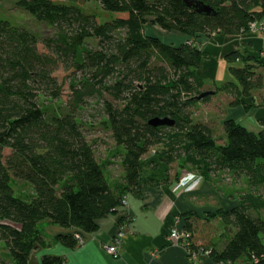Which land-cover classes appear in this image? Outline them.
<instances>
[{
	"label": "trees",
	"instance_id": "obj_1",
	"mask_svg": "<svg viewBox=\"0 0 264 264\" xmlns=\"http://www.w3.org/2000/svg\"><path fill=\"white\" fill-rule=\"evenodd\" d=\"M90 1L109 18L85 11ZM201 1L216 13L200 14L183 0H16V6L52 29L46 35L0 19V242L10 257L0 264H28L33 249L49 245L42 222L71 231L57 234L51 244L79 246L75 233L95 231L127 194L140 197L146 185L143 156L159 145L163 150L156 156L167 165L181 159L205 178L225 172L247 187L237 192L236 207L177 216L190 249L208 251L218 263L264 264V121L255 133L225 119L224 143L218 144L212 127L193 121L191 110L210 97L194 99L203 91L196 70L206 58L195 37L248 32L251 22H264V0ZM154 27L187 41L165 42ZM224 59L233 81L214 87L213 95L224 92L229 106L248 111L251 104L242 98L264 85L259 72L264 53L235 50ZM60 68L70 76L71 94L62 107L57 103L62 87L54 76ZM87 98L100 101L120 150L115 182L109 172L114 155L99 161L81 129L77 111ZM154 118L173 124L151 126ZM146 166L157 167L154 162ZM130 222L131 217H121L117 224ZM41 264L65 261L43 255Z\"/></svg>",
	"mask_w": 264,
	"mask_h": 264
},
{
	"label": "crops",
	"instance_id": "obj_2",
	"mask_svg": "<svg viewBox=\"0 0 264 264\" xmlns=\"http://www.w3.org/2000/svg\"><path fill=\"white\" fill-rule=\"evenodd\" d=\"M159 33L155 31L156 35L161 36L160 38L168 43L177 45L187 41L185 36L177 32H166L169 33L170 39L162 37L161 34L165 32ZM194 43L206 54L200 68L196 70V76L203 81V88H214L233 81L227 72V63L224 59L226 54L235 50L249 56H259L264 53V32L248 31L240 35L227 36L215 34L209 38L198 35ZM221 63H223L221 66L223 71L219 74L218 69ZM259 72L264 77V68L259 69ZM218 95L216 102L224 99V102L220 103V111L218 110L221 117L220 123H223L225 119H233L240 124L247 118H252L257 123L264 121V102L260 98L264 97V85L261 89L253 91L250 97L242 98L243 101L251 104L248 111L241 105L229 106L231 98L228 94L218 92ZM149 162L156 163L155 170L146 166ZM141 166L144 167L141 180L146 185L140 197L131 193L127 194L128 206L126 208L119 206L116 213L99 220L95 231L82 233L83 243L74 249L60 244H51L57 234H66L71 232L70 230L42 222L40 226L43 240L50 244L33 249L29 255L28 264H41L43 255L61 257L65 264L244 263V260L235 263H218L208 256H203L197 261H190L183 247L172 244L168 240L169 230L177 216L189 211L203 215L204 212H213L216 209L225 210L236 207L239 204L237 191L236 193L226 192L213 179L205 178L187 167L180 168L174 163L167 165L156 155L143 156ZM119 178L113 175L110 180L115 182V179ZM122 216L131 217V222L121 228L117 223ZM119 228L123 236L118 246V254L113 256L106 252L105 245L112 241ZM2 259L10 261L4 248L0 249V260Z\"/></svg>",
	"mask_w": 264,
	"mask_h": 264
},
{
	"label": "rangeland",
	"instance_id": "obj_3",
	"mask_svg": "<svg viewBox=\"0 0 264 264\" xmlns=\"http://www.w3.org/2000/svg\"><path fill=\"white\" fill-rule=\"evenodd\" d=\"M83 9L87 12H93L96 13L97 15L100 16L102 20L108 19L109 16L107 13H105L100 5L97 2L90 1L83 5ZM0 19H4L9 21L12 25L16 26H22L25 28H28L29 30L35 32L38 35H46V34H51L52 29L45 25L44 23H39L37 22L31 15H29L27 12L24 10L20 9L18 6H16V0H0ZM154 31H157L158 33L160 31L157 30L156 27H154ZM145 31L153 30L152 27L150 28V25H145ZM163 31V30H161ZM250 32L254 31H260L264 32L262 30H252L249 29ZM165 32V33H163ZM160 33L163 38H169V33H166V31H163ZM159 33V34H160ZM161 37V36H160ZM89 44L96 48V41L94 40H89L87 41ZM42 47L39 46V49ZM223 63L219 65V74H222L223 68L221 67ZM54 76L57 78L58 83L62 87V95H61V100L57 103H59L62 107V105H65L68 101L71 99V94L68 89V82H69V74L68 72L64 71L62 68H60L58 71L54 73ZM214 90L212 87L211 88H203V91L205 90ZM218 93L214 95H210L208 98L209 104L207 103H196L191 107L192 110V118L193 121L195 122H203L208 125H210L213 129L214 132V137L217 140L218 144H223L224 143V135L222 131V123H220L221 117L219 116L218 110L220 111L219 106L220 103L224 102L223 97L221 96V101L216 102V97H218ZM263 102H264V97H260ZM78 114V119L80 120L81 123V129L86 137V139L92 144L95 155L99 161H104L106 159V156L109 155H114L111 156L113 157L115 163L111 166H109V172L112 175L119 176L121 173V168L120 165L118 164V159H119V152L120 150L116 149L113 143V140L111 139V133L110 130L106 127L105 125V118L102 113L101 109V103L99 100L94 99V98H87L86 101L84 102V105L82 106L81 109L77 111ZM219 117L216 118L215 116ZM241 124L247 128L248 130L252 132H258L260 129V125L255 122L252 118H247L244 121H241ZM163 150V146L159 145L157 147L152 148L145 156L149 155H157ZM5 153H8V150H5ZM144 156V157H145ZM174 164L180 166V167H187L189 169H192L189 165L186 166V164L183 162V160H177L174 162ZM185 164V165H182ZM213 179V178H212ZM215 183H218L221 185V188L225 190L226 192H231V193H236V191H241V190H247L246 185L244 184V180L238 181L236 183L233 181L230 176L225 173H218L217 176L213 179ZM20 187L24 192L29 191V187L26 184H21ZM19 187V188H20ZM16 188V187H15ZM17 189V188H16ZM237 194V193H236ZM240 195V194H239ZM261 215H264V210L261 211ZM226 236V235H225ZM4 248V244L0 242V249ZM5 249V248H4Z\"/></svg>",
	"mask_w": 264,
	"mask_h": 264
},
{
	"label": "built area",
	"instance_id": "obj_4",
	"mask_svg": "<svg viewBox=\"0 0 264 264\" xmlns=\"http://www.w3.org/2000/svg\"><path fill=\"white\" fill-rule=\"evenodd\" d=\"M250 29L252 30H262L264 31V22L263 21H256L250 23ZM128 206L127 198L124 197L121 201V207L126 208ZM125 217V216H122ZM180 219L177 217L175 218V221L172 225V227L169 230L168 233V240L172 244H177L181 247H183L186 251L187 257L190 261H197L203 256H207L208 251H202V250H192L190 249V243L186 240L188 237V234L185 233L181 227H179ZM122 228V227H121ZM123 232L120 230L115 234L112 241L105 245V250L108 254L117 256L118 254V246L122 239ZM75 239L77 240V243L81 245L83 243L82 236L79 233H75Z\"/></svg>",
	"mask_w": 264,
	"mask_h": 264
},
{
	"label": "water",
	"instance_id": "obj_5",
	"mask_svg": "<svg viewBox=\"0 0 264 264\" xmlns=\"http://www.w3.org/2000/svg\"><path fill=\"white\" fill-rule=\"evenodd\" d=\"M184 4L196 12L204 15H214L216 13V10L202 2L201 0H183ZM214 91L213 90H206L202 91L199 95L195 96L194 99L200 100L203 97L207 95H213ZM151 126H162V125H172L173 121L168 119V118H154L151 119L148 122Z\"/></svg>",
	"mask_w": 264,
	"mask_h": 264
}]
</instances>
